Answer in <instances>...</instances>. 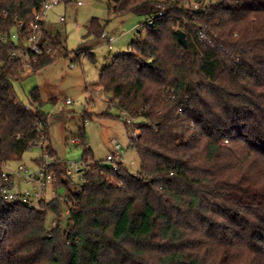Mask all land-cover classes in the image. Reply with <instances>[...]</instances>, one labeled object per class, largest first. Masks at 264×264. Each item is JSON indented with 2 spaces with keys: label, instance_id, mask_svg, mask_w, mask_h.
I'll use <instances>...</instances> for the list:
<instances>
[{
  "label": "trees",
  "instance_id": "16d2710c",
  "mask_svg": "<svg viewBox=\"0 0 264 264\" xmlns=\"http://www.w3.org/2000/svg\"><path fill=\"white\" fill-rule=\"evenodd\" d=\"M42 1L0 0L7 11L0 30L29 21ZM107 1L117 15L164 11L144 38L99 71L110 103L134 117L139 133L129 146L140 167L134 174L122 164L114 170L83 147L81 156L95 163L78 184L57 158L67 222L50 236L46 215L59 221V197L29 208L0 195V264H264V0H208L196 19L170 0ZM199 25L209 44L196 37ZM100 27L92 18L89 33L101 37ZM42 42L65 51L45 28ZM13 47L0 48L4 164L31 141L49 139L39 88L29 90V108L14 89L24 76L7 56ZM54 57L39 56L33 71ZM77 137L85 143L82 130ZM43 150L55 156L49 143Z\"/></svg>",
  "mask_w": 264,
  "mask_h": 264
},
{
  "label": "rangeland",
  "instance_id": "374dc122",
  "mask_svg": "<svg viewBox=\"0 0 264 264\" xmlns=\"http://www.w3.org/2000/svg\"><path fill=\"white\" fill-rule=\"evenodd\" d=\"M77 1L64 0L52 8L45 24L47 32L60 36L65 51L54 53L52 62L14 81L13 86L18 98L25 103L29 90L39 88L42 100L40 107L48 119L49 144L54 150V158H58L57 162L81 160L83 146L74 145L71 139L77 138L82 130L84 142L89 145L94 159L111 166L112 163L105 158L116 151L113 144V140H116L123 150V166L134 174L140 163L135 149L129 146L132 126H126L119 109L110 103V94L99 86L98 78L100 69L109 64L114 55L128 52L135 37H145V29L135 32L134 26L144 23L146 15H117L112 12L107 0H80V5ZM59 16H64L65 21H60ZM92 18H97L100 32L113 35V48H109L102 37L89 33ZM64 99H70L71 104H65ZM104 111L109 112V115H101ZM85 112L91 114L90 118H84ZM47 143L39 142L29 147L19 159L9 162L6 167L13 172L19 164H23L30 171L34 170L37 159L49 160L42 147ZM69 179L78 184L82 181L81 174L76 172ZM12 181L17 184V188L24 186L22 183L18 186L19 180L15 178ZM52 191L49 187L45 201L59 197L61 212L59 221L54 213L47 212L46 225L55 220L56 224L59 222L60 227L64 228L67 222V207L63 202L66 189L59 185Z\"/></svg>",
  "mask_w": 264,
  "mask_h": 264
},
{
  "label": "built area",
  "instance_id": "2783aa9c",
  "mask_svg": "<svg viewBox=\"0 0 264 264\" xmlns=\"http://www.w3.org/2000/svg\"><path fill=\"white\" fill-rule=\"evenodd\" d=\"M64 0H43L42 3L33 9L32 18L27 21H18L16 25L10 30H0V48L4 44L9 42L14 43V47L8 51L7 56L11 61H14L19 66V72L24 76L33 71V65L38 61L41 55H53L58 53V49L54 48L52 45L42 42L44 25L48 19V13L52 8L59 5ZM172 2H178L179 6L186 11L193 19L197 18L198 14L206 13V5L208 0H170ZM77 4L80 5L81 1L78 0ZM164 11L162 9L146 15L145 22L139 23L134 26L135 32H141L146 26L154 25L158 17L163 16ZM7 16V11L1 9L0 7V27L4 26V21ZM60 21H64V16H59ZM101 37L104 42L111 48L114 37L102 31ZM196 37L199 41L204 44L210 43V38L207 35V30L205 25H199L196 32ZM3 62L0 59V64ZM74 64L71 63V66ZM65 104H71L70 99H64ZM25 107L29 108L28 103H25ZM120 114L122 119L129 125L132 126L130 131V136L135 137L139 130L133 125L134 117L131 116L126 110L120 109ZM42 123L38 122V129L42 128ZM46 141L43 136L40 140H33L30 142L29 147L38 144L39 142ZM71 142L76 144H81L83 147H88L86 143H83L80 138H72ZM115 144L116 151L114 153H109L106 155L105 160L112 163V168L116 170L121 162V157L123 155V150L116 140H113ZM47 145V144H46ZM42 146L43 149L45 146ZM46 153V152H45ZM49 160L41 159L37 164L36 168L30 171L23 164H19L16 171L11 172L6 164L0 161V195L2 199L7 203H22L29 208L38 207L39 202L45 200L47 190L49 187L55 191V183L57 182L56 172L53 163L56 158L49 155ZM95 161L90 157L81 156V160L64 162V169L68 176H72L73 172L80 173L81 176L85 172L89 165H93ZM123 165V164H122ZM19 180L18 186L24 184L17 188V184L12 181V179ZM56 225V221L52 220L51 224L47 226L46 236L51 235L52 228Z\"/></svg>",
  "mask_w": 264,
  "mask_h": 264
},
{
  "label": "water",
  "instance_id": "95a60500",
  "mask_svg": "<svg viewBox=\"0 0 264 264\" xmlns=\"http://www.w3.org/2000/svg\"><path fill=\"white\" fill-rule=\"evenodd\" d=\"M176 34L178 37V40L181 44L186 45L187 41H186V34L184 31H182L181 29L176 30Z\"/></svg>",
  "mask_w": 264,
  "mask_h": 264
},
{
  "label": "crops",
  "instance_id": "0c3cea01",
  "mask_svg": "<svg viewBox=\"0 0 264 264\" xmlns=\"http://www.w3.org/2000/svg\"><path fill=\"white\" fill-rule=\"evenodd\" d=\"M48 20V19H47ZM65 21V20H64ZM47 22V21H46ZM46 24V23H45ZM44 28H45V25H44ZM113 36V35H112ZM115 40V39H114ZM113 44V43H112ZM113 48V46H111ZM74 66V65H73ZM48 143H49V139H48ZM87 144V143H86ZM88 145V144H87ZM89 147V145H88ZM90 148V147H89Z\"/></svg>",
  "mask_w": 264,
  "mask_h": 264
}]
</instances>
